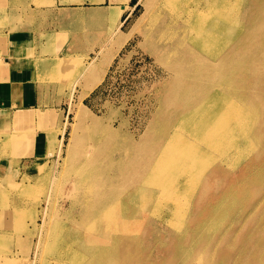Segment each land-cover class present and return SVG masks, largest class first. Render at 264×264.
Listing matches in <instances>:
<instances>
[{"label": "rangeland", "instance_id": "rangeland-1", "mask_svg": "<svg viewBox=\"0 0 264 264\" xmlns=\"http://www.w3.org/2000/svg\"><path fill=\"white\" fill-rule=\"evenodd\" d=\"M226 1L231 6L224 11L205 9L211 23L222 21L220 33L206 35L209 44L203 52L189 56L187 49L175 52L144 38L150 15L141 1L129 0L105 44L98 47L93 41L39 78L52 88L51 108L16 114L12 126L2 130L9 137L0 156L9 161L6 174L0 175V264H9L11 252L19 264H57L44 252L51 238L60 235L54 232L64 227L70 238L84 236L86 223L96 218L94 209L112 196L110 201L118 205V193L133 200L128 215L134 223L119 218V237L125 244L118 239L122 251H108L113 264H153L146 248L152 254L159 251V264H168L173 251L169 241L192 251L186 259L175 257L176 264H264V112L261 102L249 101L254 94L250 83L264 78V72L249 70L244 81L231 87L215 81L202 88L207 73L216 70L208 66L213 53L221 50V60L228 63L236 54L251 59L258 53L242 40L264 39V0L254 5L255 0ZM102 28L88 24L85 31L94 39ZM92 61L89 71L86 66ZM244 66L240 62L233 68L244 72ZM181 74L182 103L177 100L169 107L167 92ZM224 110L234 113L221 134ZM28 117L34 119L28 122ZM36 131L42 133V149L33 156L28 151ZM26 156L36 157L35 164L21 163ZM147 160L165 161V170L142 173L154 187L146 194L134 189L124 193L129 179L138 177L136 166ZM212 162L225 167L217 171L221 178L196 208L194 189L218 166ZM154 231L160 232L159 241L151 236ZM121 255H126L125 263Z\"/></svg>", "mask_w": 264, "mask_h": 264}, {"label": "bare ground", "instance_id": "bare-ground-1", "mask_svg": "<svg viewBox=\"0 0 264 264\" xmlns=\"http://www.w3.org/2000/svg\"><path fill=\"white\" fill-rule=\"evenodd\" d=\"M139 1H141L143 5L147 8L146 13L147 12L149 13L151 19L149 27L147 28V32L143 33L144 38L147 39L151 37L153 42L158 46L169 47V50H173L175 52L181 51L183 49H187L189 56H192L199 52H203L205 49H207L209 44L206 41L207 34H212V33L218 34L221 32L222 19H218V22L216 24L211 23L209 21L210 14L208 13V11H210L211 8L220 9L221 11H224L225 7L230 5V4L227 5L226 0H139ZM259 2L260 0H255L251 4L254 5ZM232 7L239 9L240 7L244 8L245 6H242V4H232ZM207 8L208 11H205V9ZM119 11L121 13L122 8H120ZM237 13L238 10L234 15H232V19H234L235 22H237L238 20ZM201 36L203 37L200 39V42L198 43L197 40ZM242 42L243 44H245L246 42L247 44H251L255 52L258 53L255 56H253L251 59H246L245 57L236 54L234 61L231 63L221 60V56H224V53L220 52L221 50H218V52L213 53L212 55L213 59L209 60L208 66L216 70H211L207 73L208 75H206L205 78L206 82L202 88L210 87L215 81H221L224 83L225 87L227 86L231 87L239 79L244 81L245 75L248 73L249 70L256 71L262 68L261 71L264 72V39L263 40L258 39L257 41L251 43H250V39L248 40L245 39L242 40ZM234 45L235 44L233 43V46ZM211 46H209V48ZM243 48L244 49L242 50L245 51L248 47L244 46ZM100 53H102V51ZM215 55L217 56L216 59L214 58ZM238 57L239 60L241 61L237 60ZM101 60L103 61V63L105 62L102 54H101ZM95 61H92L87 64L88 65L86 66L87 70L89 71L91 70L93 65H95ZM240 62L245 64L244 72L237 71L233 68L236 65H238ZM193 79L196 78L193 77ZM190 80L191 77L189 78L188 82H190ZM182 82H183L182 74L178 75L171 82L170 88L167 92L168 96L166 99V103L168 106L173 104L177 100H179L182 103L181 99H183V96L180 95V91H179ZM250 84L252 85L254 94L249 98V101L253 102L254 104H260L261 102L262 105H260V107L264 112V78L258 79L256 82H252ZM225 107H227V105ZM180 113L181 111H179L177 114ZM233 113L234 111H229V110L223 111L219 133L221 134L226 133L227 129L225 127V124L232 117ZM260 134H262L261 129L257 130V135L260 136ZM262 136L263 135H261V137ZM261 144H263L262 146H264L263 141H261ZM261 154L262 151L258 153V156H260ZM144 162H145L144 166H136L134 174H136L138 177L136 179H133L132 177L129 179L130 184L128 183L129 185H126L127 187L124 193H127L129 189H134L137 193H144V194L148 193V191H150L151 188L154 187L155 182L151 179L144 178L142 176L144 170L150 169L152 171L155 170L163 171L165 170L166 167L165 161H158L152 163L151 161L147 160ZM133 163L134 162L132 161V164ZM210 164H218V166L210 168L211 172L208 173V175L204 176V178L200 182L199 187L194 189V192L196 191L195 193L198 196L196 208L198 207V205L201 206V204L204 203V200L207 199V196L211 192L215 181H218L217 177L221 178L222 173H219L217 171H220L222 167H225L222 165V162H215V163L212 162ZM82 175L84 174L81 173L78 176H82ZM213 176L216 178H214ZM118 197L121 199L118 205L116 204L114 205L115 202H111L110 201L111 198H109L107 202H105V204L99 205L96 209H94L95 210L94 214L96 218L94 216L93 218L95 219H92L90 222L86 223L89 227V231H87L88 233L86 232L87 234H83L85 232H81L84 236H80L77 239L70 238L67 233L68 230H66V232L64 233L65 228L60 227V229L57 230V232H54V234L57 233L60 235L57 236L54 235L51 238L52 242L50 241L49 244L44 246V252L47 255L53 257L57 264H68V261H66L67 259H70V264L115 263L114 261L110 260L108 251H111L112 249H116L118 247L120 251H122L123 247L116 245L118 239L120 242H123L125 244V241L121 237H119V235L121 234V230H119V223H120L119 218H121L122 220L126 218L128 222L134 223V221H132L130 218L131 216L128 215L129 208L133 206L134 203L133 200L129 196H125V199L121 198V196H119V193H118ZM200 206H199V210H201ZM86 209L87 210L85 211L86 213L84 217L87 218L88 215L91 213L90 206H88ZM117 210L120 211L119 215H116ZM132 218L137 219L138 217L133 216ZM234 218L238 219L236 216ZM217 220L218 218L216 219V221ZM81 221L82 220H80L79 224H81ZM53 225L54 223L50 225L48 236H50V231L51 229H53L52 228ZM155 231L152 233L151 236L155 237L157 235L158 237H160L158 235L160 232L155 233ZM135 233L138 234L139 232L137 231ZM157 236H156V240L159 241ZM219 238L224 239V241L228 239L226 235L223 237L222 234L221 236H219ZM205 239L204 241H206ZM204 241L202 240L200 242H204ZM145 243L148 242L145 240ZM168 243L171 246L170 249H173V251H170L169 254L170 264H176L174 261L175 257L179 259L182 258L183 256L186 259L188 255L192 254L190 247L185 248L181 246L178 243V241H174V242L169 241ZM225 243L227 245H230V242H228V240H226ZM162 248L163 246H161L160 250H162ZM175 249L177 251V254L174 252ZM182 249L189 250V252H182L181 251ZM178 252L181 255H179ZM125 257L126 255L124 256L121 255L120 257L121 263H125L124 261ZM146 258L148 260H151L153 264H159L158 261L161 259V257L159 256V251L152 254L150 248H146ZM18 259L19 258L18 256L16 257V253L11 252L9 257H7V262H9V264H11L12 262H14L15 264H19V262H17ZM43 264H49V262L45 261V263ZM135 264H141V263L140 261H138Z\"/></svg>", "mask_w": 264, "mask_h": 264}, {"label": "crops", "instance_id": "crops-1", "mask_svg": "<svg viewBox=\"0 0 264 264\" xmlns=\"http://www.w3.org/2000/svg\"><path fill=\"white\" fill-rule=\"evenodd\" d=\"M116 1L0 0V154L3 141L9 137L2 130L12 126L14 115L51 108L52 88L41 77L52 74L60 59L78 56V51L93 41L98 47L107 42L121 21L124 9L120 13V8L129 0ZM88 24L104 28L93 39L85 31ZM33 119L28 117L27 121ZM38 133L28 151L33 156L42 149ZM8 161L0 156L2 176ZM20 161L35 164L36 157L26 156Z\"/></svg>", "mask_w": 264, "mask_h": 264}]
</instances>
